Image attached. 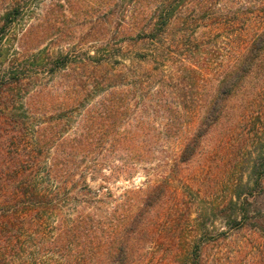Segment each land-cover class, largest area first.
<instances>
[{"label": "trees", "instance_id": "trees-1", "mask_svg": "<svg viewBox=\"0 0 264 264\" xmlns=\"http://www.w3.org/2000/svg\"><path fill=\"white\" fill-rule=\"evenodd\" d=\"M263 4L244 49L211 89L179 163L195 155L227 102L264 64ZM254 8L248 0H0V264L131 263L135 236L165 188L126 190L116 199L108 185L131 178L156 155L171 124L166 118L157 125L149 112H179L165 88L180 71H165L164 62L182 43L197 42L195 30H206L210 16L223 27L238 18L250 23L240 13ZM17 26L7 58L3 41ZM76 26L83 27L78 41L65 42L75 39ZM52 44L58 51L48 53ZM139 45L144 51L128 53ZM57 74L64 79L55 81ZM24 242L30 257L20 255ZM260 253L264 262V248ZM191 254L197 264V246Z\"/></svg>", "mask_w": 264, "mask_h": 264}, {"label": "rangeland", "instance_id": "rangeland-1", "mask_svg": "<svg viewBox=\"0 0 264 264\" xmlns=\"http://www.w3.org/2000/svg\"><path fill=\"white\" fill-rule=\"evenodd\" d=\"M248 3L257 8L239 13H246L250 23L238 18L235 24L223 27L218 24L221 20L210 16L206 30H202L203 26L195 30L197 42L182 43L176 47L174 60L164 62L165 71H180L167 81L165 88L167 96L175 99L173 107L179 112L173 118L149 112L148 117L157 125L165 123L166 118L171 124L159 137L156 155L139 166L131 178L108 185L116 199L126 190H139L142 194L158 184L165 188L164 196L146 215L144 226L135 236L136 248L130 264H191L194 246L198 247L197 264L264 263L260 256L264 248V64L227 102L223 116L200 141L195 155L186 163L177 161L183 143L198 124L211 89L256 29L254 15L261 13L256 10H260L258 5L264 0ZM76 27L75 39L66 38L65 42L78 41L83 27ZM21 29L17 26L3 41L7 58L13 55L14 35ZM52 45L47 46L48 53L58 51ZM144 49L139 45L128 47L127 51ZM63 79L61 74L54 78L58 82ZM113 206L111 201L104 210ZM119 211L118 208L117 214ZM55 222L51 219L46 225ZM30 248L31 244L24 242L22 258L30 257ZM37 264L48 263L38 260Z\"/></svg>", "mask_w": 264, "mask_h": 264}]
</instances>
